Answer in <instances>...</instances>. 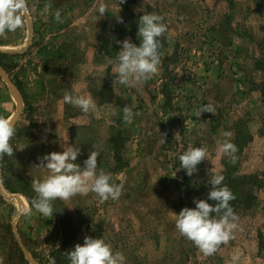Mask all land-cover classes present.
<instances>
[{"label": "rangeland", "instance_id": "obj_1", "mask_svg": "<svg viewBox=\"0 0 264 264\" xmlns=\"http://www.w3.org/2000/svg\"><path fill=\"white\" fill-rule=\"evenodd\" d=\"M122 3L26 0L23 27L0 34L1 48L24 49L0 52V68L19 94L18 103L0 75V117L13 120L16 133L13 156L0 158V264H33L20 241L37 264H54V257L70 264L66 253L86 236L103 238L125 264H230L236 251L240 264H264V0ZM145 12L164 18L170 43L160 49L155 74L122 85L117 41L135 44L128 28ZM66 91L90 95L95 109L85 114L66 104ZM206 103L215 113L198 117ZM125 106L133 111L127 122ZM226 131L234 159L217 152ZM66 134L81 148L76 163L83 167L97 151V172L122 185L121 194L102 200L89 191L53 201L51 218L28 214L36 197L31 181L48 174L35 168L38 158L61 151ZM192 145H203L208 158L189 176L179 156ZM226 167L236 169L255 202L235 213L233 238L208 256L176 229L174 213L194 208L195 192L209 190L210 176ZM60 214L69 216L65 239L56 227Z\"/></svg>", "mask_w": 264, "mask_h": 264}, {"label": "clouds", "instance_id": "obj_2", "mask_svg": "<svg viewBox=\"0 0 264 264\" xmlns=\"http://www.w3.org/2000/svg\"><path fill=\"white\" fill-rule=\"evenodd\" d=\"M122 3L123 0H120ZM51 5H45L50 8ZM26 8V0H0V34L12 33L23 27V13ZM106 11L100 7L98 13L102 16ZM54 19L63 22L61 12L56 10ZM164 18L156 13L145 12L138 20L137 37L139 45L130 40L117 41L120 50L116 55L115 68L119 83L127 85L130 80L141 81L158 71L160 63V37L167 31L163 22ZM63 100L82 113H90L95 109L93 98L82 94H74L66 91ZM215 113L211 103L202 105L197 113ZM133 117L130 107L123 108V119L127 122ZM5 117H0V158L13 156L14 148L9 143L16 134L15 125ZM231 132H224L222 141L217 142V152L235 158L237 148L230 141ZM66 134L63 143H60L61 151H53L39 157V165L35 168L47 170L43 179H32L31 186L36 197L31 200V209L26 212L31 214L34 210L44 217H52L54 212L53 201L57 199L68 201L77 194L94 192L100 199L116 200L119 198L122 185L111 183V177L105 172H97V157L99 153L91 150L83 161V167L76 163L81 155L78 143H68ZM165 141V139H164ZM208 158L207 149L189 146L180 156V169L185 170L191 176L197 171V165ZM224 176L212 174L209 183L211 188L207 193V199H194V208L184 207L179 214L174 213L175 227L181 235L192 241L205 255L214 254L221 244H226L233 238V231L237 225L236 215L230 205L235 197L231 190L223 184ZM212 201L213 203H209ZM70 264H125V257L121 252L114 251L110 244L103 238L86 236L83 244H76L67 253ZM241 253L236 251L230 264H240Z\"/></svg>", "mask_w": 264, "mask_h": 264}, {"label": "trees", "instance_id": "obj_3", "mask_svg": "<svg viewBox=\"0 0 264 264\" xmlns=\"http://www.w3.org/2000/svg\"><path fill=\"white\" fill-rule=\"evenodd\" d=\"M128 4H126L125 2L122 3V6L126 7ZM138 20L139 19H134L132 21V24L129 26L128 28V35L130 37H133L135 40V44L139 45L140 41L137 37V32H138ZM125 37H120L119 41H123ZM161 40V47H164L166 45H168L170 43V38L167 35H164L162 37H160ZM159 49V51H160ZM260 64V63H259ZM260 67H263L262 64H260ZM169 96V95H167ZM166 96V97H167ZM236 169H231L230 167H226L222 172H220L219 174L224 176V181L223 184L226 185L231 192L233 193L235 199L230 201V205L233 208L234 213L242 211L244 209L250 208V206L252 205L254 200V197L250 194V188L249 190H244L243 189V180L242 178H240V176H237L235 174ZM245 178V177H243ZM189 188L191 189L190 183L188 182ZM196 188H199V185L196 186ZM208 189L203 188L202 186H200L199 191H196V199H207V193H208ZM209 203H213L212 201H209ZM69 216L67 214H60L58 221H57V229L58 231H61L64 239L67 237V231H66V222L68 221ZM59 250H57V252H59ZM23 260V259H22ZM21 260V261H22ZM54 264H59V262L55 259L53 260ZM24 263V262H22Z\"/></svg>", "mask_w": 264, "mask_h": 264}, {"label": "water", "instance_id": "obj_4", "mask_svg": "<svg viewBox=\"0 0 264 264\" xmlns=\"http://www.w3.org/2000/svg\"><path fill=\"white\" fill-rule=\"evenodd\" d=\"M29 44V43H28ZM24 49H5V48H1L0 47V52L2 53H12V54H16V53H21ZM0 75H2L7 81L8 83H10V87L12 88L14 95L16 96V99L18 100L19 103V94H18V89L15 87V85L9 80L7 74L0 68ZM19 110V109H18ZM19 112V111H18ZM17 112V113H18ZM17 116V115H16ZM15 116V117H16ZM14 117V118H15ZM20 245L22 247V249L24 250L26 256L28 257V259L33 263V264H37L34 259L31 257V255L28 253L27 249L25 248V246L23 245V243L20 241Z\"/></svg>", "mask_w": 264, "mask_h": 264}, {"label": "bare ground", "instance_id": "obj_5", "mask_svg": "<svg viewBox=\"0 0 264 264\" xmlns=\"http://www.w3.org/2000/svg\"><path fill=\"white\" fill-rule=\"evenodd\" d=\"M17 197V200L19 201V203H20V206L22 207L23 205H22V202H21V198H19L18 196H16ZM24 202V201H23Z\"/></svg>", "mask_w": 264, "mask_h": 264}]
</instances>
